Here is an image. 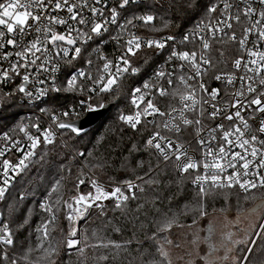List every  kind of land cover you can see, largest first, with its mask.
Wrapping results in <instances>:
<instances>
[{"label":"built area","instance_id":"1","mask_svg":"<svg viewBox=\"0 0 264 264\" xmlns=\"http://www.w3.org/2000/svg\"><path fill=\"white\" fill-rule=\"evenodd\" d=\"M144 2L0 1V202L38 145L62 138L58 123L100 108L95 96L117 87L123 75L141 71L130 58L148 48L164 50V55L132 88L131 109L120 120L134 127L151 123L149 145L192 185L264 193V0H219L211 6V20L195 23L181 37L142 34L135 25L152 22L153 14L131 13L133 5ZM97 42L112 49L121 45L122 50L111 55L93 47L101 59L99 70L92 68L91 59L76 64L83 45ZM64 70L71 76L65 77L68 87L79 74L90 80V93L78 98L79 108L57 110L49 103L52 92L64 88L59 81ZM14 105L15 119L3 121ZM90 186L91 197L74 199L73 209L80 214L96 201L119 205L138 189L136 182L95 177ZM262 199L248 251L263 228ZM39 206L50 213L46 198ZM69 216L70 221L78 218L72 209ZM40 229L45 232V225ZM11 239L0 212V264H19L9 257Z\"/></svg>","mask_w":264,"mask_h":264},{"label":"trees","instance_id":"2","mask_svg":"<svg viewBox=\"0 0 264 264\" xmlns=\"http://www.w3.org/2000/svg\"><path fill=\"white\" fill-rule=\"evenodd\" d=\"M218 1L146 0L133 5L131 14H153L152 22L135 25L146 36L181 37L195 23L211 20L215 16L211 6ZM93 47L111 55L122 50L121 45L112 49L98 42L94 46L83 45V54L76 64L91 59L92 68L99 70L101 59L92 53ZM163 55L164 50L148 48L130 58L135 66H141V71L123 75L117 87L95 96L96 105L111 101L115 104L86 133L76 136L70 130H62V138L38 145L32 160L18 172L0 202L2 219L12 236L8 251L11 259L19 264H182L180 260L199 257L201 262L195 264H205L209 262L210 249L222 254L229 243L235 246L238 257L242 256L246 245L239 240L248 241L258 221L248 222L246 231L236 232L239 227L234 216L259 209L262 214L264 193L192 185L188 176H178L173 163L161 161L149 145L151 123L134 127L120 120V115L131 109L130 91ZM67 72L64 70L59 80L64 88L52 92L49 101L57 110L78 107V98L90 93V80L80 79L81 74L68 87L65 77L71 76ZM12 107L8 106L10 112L5 121L15 119L11 112L16 107ZM93 177L108 183L136 182L138 189L133 198L119 205L108 199L86 205L83 213L70 221L74 199L79 194L93 195ZM43 198L50 213L39 206ZM209 215H220L225 223H203ZM43 225L45 232L40 229ZM198 225L193 243L200 247L203 241L205 252H192L179 238L171 242L168 234L172 230L187 227L195 231ZM70 240H75V244L69 245ZM224 257L223 264H236L226 262ZM245 264H264V228Z\"/></svg>","mask_w":264,"mask_h":264},{"label":"rangeland","instance_id":"3","mask_svg":"<svg viewBox=\"0 0 264 264\" xmlns=\"http://www.w3.org/2000/svg\"><path fill=\"white\" fill-rule=\"evenodd\" d=\"M63 40L71 41L69 38H65V37L63 38ZM10 107H12V106H10ZM13 107H17V106L14 105ZM7 112H10V111L7 110L5 113H7ZM3 119H4L3 121H5V120H7V117L6 118H3ZM95 197L96 198L98 197L97 194L95 195ZM72 212H73V214L75 216H79L80 215L79 211H76L75 208L74 209L72 208ZM260 212H261L260 209L258 211H256V210H250V211H248V213L246 212L244 214L241 213V214L235 215L234 216L235 217V220H236L235 225L237 227H239L236 232H238L239 230L242 231L243 229H244V231H246L247 228H248V226H249V223L248 222L253 221L255 223L256 221H259L260 220V217L259 216L261 214ZM222 221L224 222L225 220L220 215H218V216L217 215H212V216L209 215L206 218H204L203 223L209 224V226H210V224L212 222H216V223L220 224ZM246 223H248V224H246ZM72 225H73V223H72ZM197 227L198 228H196L197 230H195V231L194 230L193 231H190L191 229H188L187 227H182V228H179V229L176 228V229L172 230V232H170L168 235L170 237L171 242H172V239H175V238H179V240H181V242L184 241L186 247L189 250H192V252H194V253L196 252V250L197 251L200 250L201 252H205V250H206L205 248L206 247L202 245V242L203 241L201 242V246L200 247L199 246L196 247V245H194L195 243H193L194 242L193 241V237L195 236V234H197V231H199L200 225H198ZM262 227L264 228V223H263V226ZM185 233L186 234L188 233L187 236H189V240L186 238ZM233 238L234 237H232V239ZM250 239H252V238L249 237L248 241H246L247 239L246 240H243V241L239 240V242H241L243 245L244 244L246 245L245 248H244V250H243V253H242V256L241 257H238L237 252H236V250L234 248L235 246H233V244L231 245L229 243V245H225L223 247V249H222L223 250V253H222L223 255L221 253H218V250L217 249H215L214 251H213V249H210V252H209V256L210 257H207L208 260H209V262H205V264H210V263L211 264H223L224 263L223 256H225V255H226V257H224V258L227 259L226 262H228V263H235L236 262V264H238L240 262V264H245L246 259L248 258L249 253L251 252V250H252V248H253V246L255 244V241H254L253 246L251 247V245H250L251 249L248 251V248L247 247H248V245L250 243L249 242ZM74 244H75V240H70L69 241V245H74ZM184 255L185 254L183 253V257H184ZM187 255L189 256L188 252H187ZM241 258H242V263H241ZM196 260H195V258H194V260H192L190 257H188L187 259H185V261H181L180 260L179 263H182V264H195L196 262H199V263L201 262L199 257L196 258ZM203 261H204V259H203Z\"/></svg>","mask_w":264,"mask_h":264},{"label":"water","instance_id":"4","mask_svg":"<svg viewBox=\"0 0 264 264\" xmlns=\"http://www.w3.org/2000/svg\"><path fill=\"white\" fill-rule=\"evenodd\" d=\"M1 1V0H0ZM115 104V101L103 104L100 108L88 111L83 117L58 123L60 130H70L74 135L79 136L94 127L105 117Z\"/></svg>","mask_w":264,"mask_h":264}]
</instances>
